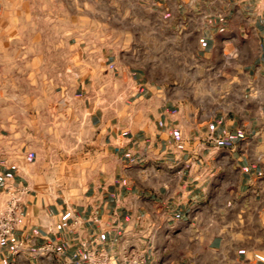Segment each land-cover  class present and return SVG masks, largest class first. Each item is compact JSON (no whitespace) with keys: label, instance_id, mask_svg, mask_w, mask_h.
<instances>
[{"label":"crops","instance_id":"0c3cea01","mask_svg":"<svg viewBox=\"0 0 264 264\" xmlns=\"http://www.w3.org/2000/svg\"><path fill=\"white\" fill-rule=\"evenodd\" d=\"M126 5L145 32L125 44L80 58L31 34L14 51L30 65L0 67V210L18 189L24 211L0 264H90L95 247L264 264V0Z\"/></svg>","mask_w":264,"mask_h":264},{"label":"rangeland","instance_id":"374dc122","mask_svg":"<svg viewBox=\"0 0 264 264\" xmlns=\"http://www.w3.org/2000/svg\"><path fill=\"white\" fill-rule=\"evenodd\" d=\"M126 4L129 0H0V67L30 65V58H15L14 51L29 49L31 34L67 35L70 46L77 47L70 50H75L80 58L94 51L98 44H109L100 39L109 40L113 36L126 42L124 34L128 28L134 30V35L145 32L142 23H131L136 17L145 16V11L127 9ZM71 76L76 77L71 73L55 74L54 83ZM55 89L61 91L58 85Z\"/></svg>","mask_w":264,"mask_h":264},{"label":"built area","instance_id":"2783aa9c","mask_svg":"<svg viewBox=\"0 0 264 264\" xmlns=\"http://www.w3.org/2000/svg\"><path fill=\"white\" fill-rule=\"evenodd\" d=\"M22 191L11 189L8 191V198L3 209L0 210V243L9 238L18 224L24 217L22 208ZM72 216L71 211H67L63 220ZM86 257L90 264H148L144 257L136 252L118 258L102 248L87 249Z\"/></svg>","mask_w":264,"mask_h":264}]
</instances>
